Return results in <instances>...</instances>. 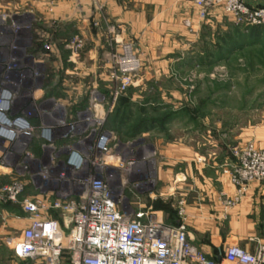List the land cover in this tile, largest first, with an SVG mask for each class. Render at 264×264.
I'll return each mask as SVG.
<instances>
[{"label": "rangeland", "instance_id": "374dc122", "mask_svg": "<svg viewBox=\"0 0 264 264\" xmlns=\"http://www.w3.org/2000/svg\"><path fill=\"white\" fill-rule=\"evenodd\" d=\"M10 1L5 6L9 1L0 0V83L8 73L13 82L27 74L17 89L18 106L34 88L40 91L36 98L53 97L69 111L89 106L97 93L105 104L106 124L111 113L121 112L124 127L122 135L116 134L113 154L124 158V169L136 162L139 175L127 177L123 190L116 183L123 171L108 175L114 191L132 205L147 206L150 192L159 196L169 190L175 177L195 169L202 156L244 145L243 134L264 123V32L236 31L220 12L198 22L192 20L193 9L183 20L181 0H174L177 11L165 22L153 16L154 3L144 0ZM30 72L38 79L31 80ZM13 161L28 169L27 182L29 173L43 165ZM9 176L1 189L22 180L15 169ZM135 181L148 185L142 195L131 189ZM53 187L51 181L44 185ZM35 194L34 188L26 192ZM174 200L164 202L177 212L179 199ZM124 209L136 207L125 204ZM16 215L13 209L6 234L0 220L2 250H12L19 235Z\"/></svg>", "mask_w": 264, "mask_h": 264}, {"label": "built area", "instance_id": "2783aa9c", "mask_svg": "<svg viewBox=\"0 0 264 264\" xmlns=\"http://www.w3.org/2000/svg\"><path fill=\"white\" fill-rule=\"evenodd\" d=\"M191 1L198 22L220 12L237 28H264V0ZM185 25L194 28L189 21ZM12 74L0 83V169L8 174L15 169L22 178L1 189V201L20 206L27 217L12 245L17 259L43 264H60L64 259L69 264H217L189 240L183 201L174 205L176 222L169 223L162 211L153 208L158 199L167 201L164 196L150 192V204L132 205L114 191L109 171H123L116 181L122 190L130 181L127 177L139 173L136 162L124 169V158L113 154L118 140L106 128L107 113L99 94L91 95L89 106L69 111L53 97L36 98L40 91L33 88L31 97L25 95V104L18 106L17 89L27 74L14 82ZM28 76L38 79L32 72ZM32 144L41 155L32 152ZM230 152L234 162L223 168V174L235 195L221 194L225 211L241 202L250 185L264 182V149L246 143ZM12 158L43 165L29 173L27 182L28 169ZM50 181L56 187L45 189ZM132 183L135 195L148 189L143 182ZM30 187L37 194L27 196ZM125 204L136 209L128 212ZM219 257L226 264H264V247L250 254L230 245Z\"/></svg>", "mask_w": 264, "mask_h": 264}, {"label": "crops", "instance_id": "0c3cea01", "mask_svg": "<svg viewBox=\"0 0 264 264\" xmlns=\"http://www.w3.org/2000/svg\"><path fill=\"white\" fill-rule=\"evenodd\" d=\"M4 1H9L5 3V6L12 4L10 0ZM144 1L154 3V6L157 7L155 10L157 15L153 16L161 22L162 20L165 22L166 17L170 18L173 10L177 11L174 6V3L177 5V1L174 0ZM180 3L183 4V20L190 16L194 9L193 18H191L196 21L193 3L190 0H181ZM160 12L163 14L159 15ZM216 14L220 15L219 12ZM154 22L152 25L155 24ZM79 108L80 105L75 106L74 110ZM242 141L244 144L253 142L258 148L264 149V123L249 128L243 134ZM35 154L41 155V152L36 149ZM199 160L195 169L189 168L184 172L181 171L178 177H175L174 185L169 190L164 189L165 191L160 195L170 198L172 201L174 199H179L178 202L183 201L189 240L194 246L213 258L217 264H226L219 254L230 245L239 246L247 253L255 254L261 247H264V182L250 185L241 202L232 210L225 211L220 202L221 194H225L229 198L235 195V189L229 177L223 174V168L234 162L232 155L222 149L209 158L202 156ZM7 178L9 179L10 176L6 171L0 172V189L5 184L4 181L8 180ZM13 209L17 210L14 222L20 226V231L27 225V217L23 214L20 206L2 201L0 202V220L3 221L5 234L7 225L10 226L12 221ZM0 261L3 264L32 262L19 260L14 256L12 250L2 249H0Z\"/></svg>", "mask_w": 264, "mask_h": 264}, {"label": "trees", "instance_id": "16d2710c", "mask_svg": "<svg viewBox=\"0 0 264 264\" xmlns=\"http://www.w3.org/2000/svg\"><path fill=\"white\" fill-rule=\"evenodd\" d=\"M256 33L264 32V28H254L252 29ZM236 31L242 32L240 28H237ZM111 119V122H110ZM124 127L123 115L121 112L116 114L111 113L109 120L107 121L106 128L108 130L114 131L117 135H122V128ZM153 208L155 211H162L169 223L176 222V211L172 208V204L164 202L161 199H158L153 203Z\"/></svg>", "mask_w": 264, "mask_h": 264}]
</instances>
